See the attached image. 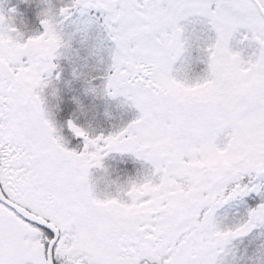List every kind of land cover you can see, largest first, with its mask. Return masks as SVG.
I'll list each match as a JSON object with an SVG mask.
<instances>
[{
  "label": "snow or ice",
  "instance_id": "snow-or-ice-1",
  "mask_svg": "<svg viewBox=\"0 0 264 264\" xmlns=\"http://www.w3.org/2000/svg\"><path fill=\"white\" fill-rule=\"evenodd\" d=\"M57 11L27 38L0 13V264H264V0H70ZM94 28V47H110L92 91L101 81L132 118L96 135L68 119L83 141L72 149L43 93L61 79L60 29L73 48ZM113 154L124 199L93 181Z\"/></svg>",
  "mask_w": 264,
  "mask_h": 264
},
{
  "label": "rangeland",
  "instance_id": "rangeland-1",
  "mask_svg": "<svg viewBox=\"0 0 264 264\" xmlns=\"http://www.w3.org/2000/svg\"><path fill=\"white\" fill-rule=\"evenodd\" d=\"M46 1L45 4V12H46V19L50 20L52 23L56 24L57 21L59 20V15L57 8L59 6H62V4H66L70 2V0H44ZM81 17H79V14L73 17V20L79 21ZM8 23V22H7ZM9 24V23H8ZM11 25V24H10ZM59 27V25H58ZM61 34L64 36L65 41H66V46L62 50V59L60 62L68 61L72 67L75 68L74 72V80L78 82V86L81 87L79 91H77V94L81 93L82 96H85L88 102V107L91 108V96L98 97V99L102 100L105 99V93H104V87L103 83L101 81L98 82V86H96L95 91H92L93 87V78L91 76V71L95 72L96 70L100 72L101 76L105 75L108 70V63H107V56L108 53L106 49L110 47V43L105 41L104 44V49L105 50H97L94 47L95 44V39L100 36V32L98 28H94L91 32L92 39L88 41L86 45H82L79 43V38H77L76 41L73 42V48L71 46V40L70 36L64 29H60ZM71 31V29H69ZM74 49V50H73ZM61 66V65H60ZM58 73L61 75L60 80H64V77L62 76V72L59 69ZM55 79L52 80L47 88L49 91L48 94V111L51 117H54L53 115V110H52V101L51 98L52 96L50 95L51 93V87L54 83ZM78 87V88H79ZM111 100V99H110ZM114 107L113 110L119 112L118 116L113 117L115 121L111 124L110 127L105 128L104 126H99L98 128H94L95 131H91L92 135L98 134L100 131H114L117 130L121 124L122 121H129L132 118V113L126 112L125 109L119 106L118 101H113ZM101 105L104 107H109V101H102ZM54 121H56L57 126L58 125V120L56 117L52 118ZM86 125V124H85ZM84 125V126H85ZM91 126V122H90ZM61 128V127H60ZM115 158L110 157L108 160L105 161V170H97L94 172L93 176V181L94 185L99 193L100 196L105 197V198H114L115 196L117 198H122L121 196H124L125 193H127L126 197L132 195V192L130 190V186L128 184V177L125 175L123 178L119 177L117 174H113L111 172V166L113 162H117L116 160L122 159L121 157L118 156V154H113ZM124 159H127L132 163L133 168L137 169L139 175L144 176V175H150V170L145 168L143 165H135V162L131 160V158L124 157ZM110 165V166H109ZM133 174H135L133 172ZM116 179V180H115ZM118 179H127V182H120ZM110 184H114L115 188L112 190L110 189ZM155 191H159V188L155 189ZM143 194V193H141ZM247 209L241 206H236L233 209V214L235 212H240L241 215L246 211ZM223 215V212L221 213ZM246 242V241H245ZM244 242V243H245ZM235 244L237 245L238 248L241 249V251H244V245L241 244L240 241H236Z\"/></svg>",
  "mask_w": 264,
  "mask_h": 264
},
{
  "label": "trees",
  "instance_id": "trees-1",
  "mask_svg": "<svg viewBox=\"0 0 264 264\" xmlns=\"http://www.w3.org/2000/svg\"><path fill=\"white\" fill-rule=\"evenodd\" d=\"M34 1L29 8H26L25 5H20V12L24 13L25 17L21 15L15 23V27L22 33L31 31L30 34H33L42 31V27L39 23V19H44L41 13L42 6L38 2L34 3ZM59 69L62 72L64 80H55L51 87L50 94L52 96L53 114L63 128L62 131L70 144L69 147L80 149L82 148L83 141L76 139L70 134L67 129L68 119H76L78 123L92 134L91 131H95L94 128H98L100 125L105 128L110 127L113 121H115L113 117L118 116L119 112L113 110L112 107H114V103L107 97L100 100L98 97L91 96V98H89L91 100V108H87L88 102L86 97L82 96L81 93L77 94V91H79L81 87H79L78 82L74 80L75 68L72 67L68 61H64L61 63ZM91 76L92 78H98L101 74L96 70L95 72L91 71ZM98 82L99 81L96 83L98 84ZM102 101H109V107L102 106ZM250 206L254 207L255 204L250 203ZM245 243H247V241Z\"/></svg>",
  "mask_w": 264,
  "mask_h": 264
},
{
  "label": "flooded vegetation",
  "instance_id": "flooded-vegetation-1",
  "mask_svg": "<svg viewBox=\"0 0 264 264\" xmlns=\"http://www.w3.org/2000/svg\"><path fill=\"white\" fill-rule=\"evenodd\" d=\"M43 98H44V102H45V105H46V91L44 90V93H43ZM116 180V179H115ZM120 182H127V179H118ZM111 186H110V189H114L115 188V186H114V184L112 185V184H110ZM126 195H127V193H125L124 194V196H121L122 198L121 199H124V198H127L126 197ZM114 198H117L116 196L114 197Z\"/></svg>",
  "mask_w": 264,
  "mask_h": 264
}]
</instances>
